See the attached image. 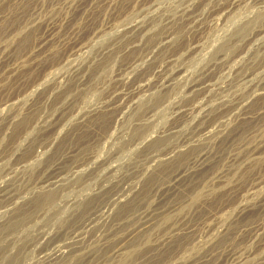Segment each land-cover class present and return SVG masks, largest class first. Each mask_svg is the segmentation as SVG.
<instances>
[{
  "label": "rangeland",
  "instance_id": "rangeland-1",
  "mask_svg": "<svg viewBox=\"0 0 264 264\" xmlns=\"http://www.w3.org/2000/svg\"><path fill=\"white\" fill-rule=\"evenodd\" d=\"M261 91L264 0H0V264H264Z\"/></svg>",
  "mask_w": 264,
  "mask_h": 264
},
{
  "label": "bare ground",
  "instance_id": "bare-ground-1",
  "mask_svg": "<svg viewBox=\"0 0 264 264\" xmlns=\"http://www.w3.org/2000/svg\"><path fill=\"white\" fill-rule=\"evenodd\" d=\"M135 23V22H134ZM133 25V24H132ZM48 39V38H47ZM165 41V40H164ZM163 72V71H162ZM149 75V74H148ZM176 75V74H175ZM178 75V74H177ZM177 77V76H176ZM169 79H171V77L169 78ZM155 80H158V79H155ZM160 80V79H159ZM170 80H168V79H165L164 78V81H163V85L166 87V86H169V84H170V82H169ZM157 82V81H156ZM155 82V83H156ZM157 85V84H156ZM202 85V84H201ZM204 85V84H203ZM146 83H142V84H140V86H139V90H143V89H145L146 88ZM198 87V85L197 84H195V85H193V87ZM175 87V86H174ZM159 88V87H158ZM164 88V87H163ZM170 88V87H169ZM172 89V88H171ZM138 90V89H137ZM148 90V89H147ZM141 93V92H140ZM167 93V92H166ZM262 93H264V91H261V92H258L257 94H262ZM252 96V95H251ZM190 109V108H189ZM186 112V111H185ZM184 113V112H183ZM184 116V115H183ZM192 116V115H191ZM155 130V129H154ZM154 132V131H153ZM153 134V133H152ZM151 133H145L143 136H146L147 138H148V136H150V135H152ZM163 134V133H162ZM153 136V135H152ZM218 141V140H217ZM261 146V145H260ZM176 150V149H175ZM207 152V151H206ZM124 153V152H123ZM129 153V152H128ZM258 152H255L254 154H257ZM126 154H127V152H126ZM125 155V154H124ZM168 155V157L170 156V152L169 153H167L166 154V156ZM173 155V154H172ZM207 155L206 154H200V155H198L197 156V158L194 160V161H191V163H193L192 165H190L189 167H187L186 169L184 168V170H182V171H179L176 175H175V178H174V180L176 179H178V178H180V177H182V176H184V175H186L187 173H190L191 172V170H192V168L193 167H195V166H197L198 165V163L199 162H203V160H206V157ZM205 163V162H204ZM205 167V166H204ZM196 168V167H195ZM193 171V170H192ZM195 171V170H194ZM197 172V171H196ZM228 172V171H227ZM226 173V171L225 170H221V171H219L218 172V174L216 175V177H215V179L214 180H218V182H219V179L221 178V177H223L224 176V174ZM224 177H226V175L224 176ZM185 178V177H184ZM221 180H222V178H221ZM217 182V183H218ZM216 183V182H215ZM166 187H168V186H166ZM171 187V186H170ZM201 187V186H200ZM171 188H173V187H171ZM169 189V188H168ZM176 189V188H175ZM174 190V189H173ZM201 190V189H200ZM196 191V190H195ZM198 191V190H197ZM168 192H169V190H168ZM174 193H175V190L173 191ZM197 193V192H196ZM192 198V197H191ZM52 199V198H51ZM261 200V199H260ZM46 201V200H45ZM262 201V200H261ZM44 202V201H43ZM175 206V205H174ZM247 204H245V203H241V204H239V209H245V208H247ZM238 207V206H237ZM170 208V207H169ZM177 208H179V207H177ZM173 209H176V208H174V207H172V208H170V211L171 210H173ZM161 210V209H160ZM251 210V209H250ZM164 211V210H163ZM162 211V212H163ZM170 211L168 212V213H170ZM174 211V210H173ZM242 211V210H241ZM172 212V211H171ZM165 213H167V210H166V212ZM163 214V215H167V214ZM238 213V212H237ZM150 214V213H149ZM153 214V213H152ZM156 215V214H155ZM149 216V215H148ZM147 217V216H146ZM153 218V217H152ZM237 218V217H236ZM239 218V217H238ZM144 219V218H143ZM153 220L154 219H147L144 223H143V225L139 228V229H137V230H131V232H130V234H129V236H127L126 238V240L120 245V246H116L117 248L115 249L114 248V252H112L113 253V256L114 255H118L119 254V256H120V254H122V252L125 250V249H127L128 248V246H127V241L130 239V241L132 240L131 238H133V237H135V234L136 233H138V232H140V231H145V230H147V229H149L150 227H152L154 224H153ZM141 222V221H140ZM143 222V221H142ZM142 224V223H141ZM139 226H140V224H139ZM136 227V226H135ZM134 228V227H133ZM220 228V227H219ZM224 229V228H223ZM222 229V230H223ZM225 231V230H224ZM139 234V233H138ZM121 238H123L122 236H121ZM121 238H120V240H121ZM124 240V239H123ZM119 241V240H118ZM130 241H128V242H130ZM131 243V242H130ZM118 245H119V243H118ZM130 247V246H129ZM130 251V250H129ZM58 254V253H57ZM196 261V260H195Z\"/></svg>",
  "mask_w": 264,
  "mask_h": 264
}]
</instances>
